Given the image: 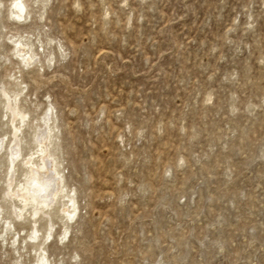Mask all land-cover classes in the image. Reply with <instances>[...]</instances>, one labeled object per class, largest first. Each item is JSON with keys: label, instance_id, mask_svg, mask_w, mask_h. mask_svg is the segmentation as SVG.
I'll use <instances>...</instances> for the list:
<instances>
[{"label": "rangeland", "instance_id": "374dc122", "mask_svg": "<svg viewBox=\"0 0 264 264\" xmlns=\"http://www.w3.org/2000/svg\"><path fill=\"white\" fill-rule=\"evenodd\" d=\"M0 264H264V0H0Z\"/></svg>", "mask_w": 264, "mask_h": 264}, {"label": "bare ground", "instance_id": "6f19581e", "mask_svg": "<svg viewBox=\"0 0 264 264\" xmlns=\"http://www.w3.org/2000/svg\"><path fill=\"white\" fill-rule=\"evenodd\" d=\"M50 169V164L47 162L46 158H44V170L46 171V173L44 174V177H42L43 179L38 178L39 172L37 171L34 172V176L31 179V184L33 186H37V194L43 197L45 202H49V195L54 198L57 191L59 190L58 179L55 173H53V171H51Z\"/></svg>", "mask_w": 264, "mask_h": 264}]
</instances>
